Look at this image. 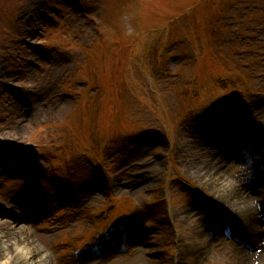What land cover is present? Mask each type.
Returning a JSON list of instances; mask_svg holds the SVG:
<instances>
[{
    "label": "rangeland",
    "instance_id": "obj_1",
    "mask_svg": "<svg viewBox=\"0 0 264 264\" xmlns=\"http://www.w3.org/2000/svg\"><path fill=\"white\" fill-rule=\"evenodd\" d=\"M259 178L264 0H0V240L47 264H245L228 195L264 212Z\"/></svg>",
    "mask_w": 264,
    "mask_h": 264
},
{
    "label": "bare ground",
    "instance_id": "obj_2",
    "mask_svg": "<svg viewBox=\"0 0 264 264\" xmlns=\"http://www.w3.org/2000/svg\"><path fill=\"white\" fill-rule=\"evenodd\" d=\"M222 163V162H221ZM220 163V164H221ZM221 170V167H215L213 168L214 175L217 174ZM261 179L256 181L257 187L251 186L252 189L257 190V192L260 191V189L264 186L261 185L259 182ZM217 183V180L215 178L214 180ZM223 185L224 183L221 182ZM255 184V185H256ZM246 189L243 188L241 191H229L228 197L232 200L233 206L235 207L236 211L239 215V223H235V228H240L244 234L247 235L248 241L244 240L240 242L238 239L239 246L237 247L238 250H241L242 247L246 249L245 247L252 246L253 249H260L256 253H249V252H243L244 255V262L245 264H264V227L263 222L264 214H260L258 212H250L248 208L246 207L247 203L254 201V197H251L250 193L248 191H245ZM15 224V223H11ZM237 225V226H236ZM15 226V225H14ZM11 229H15L14 227H10ZM236 231V230H235ZM234 231V234L236 235V232ZM237 238L240 239V236H237ZM2 253L0 254V264H47L46 259L44 256H41L39 258H35L34 253L32 252V249L21 239L14 240L11 242V246L7 244V242H3V240H0ZM8 250H13V254H9ZM247 253V254H246Z\"/></svg>",
    "mask_w": 264,
    "mask_h": 264
}]
</instances>
